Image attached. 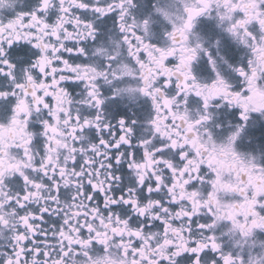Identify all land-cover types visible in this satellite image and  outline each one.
<instances>
[{"label":"snow or ice","instance_id":"snow-or-ice-1","mask_svg":"<svg viewBox=\"0 0 264 264\" xmlns=\"http://www.w3.org/2000/svg\"><path fill=\"white\" fill-rule=\"evenodd\" d=\"M0 213V264H246L222 238L264 233V0H0Z\"/></svg>","mask_w":264,"mask_h":264},{"label":"clouds","instance_id":"clouds-1","mask_svg":"<svg viewBox=\"0 0 264 264\" xmlns=\"http://www.w3.org/2000/svg\"><path fill=\"white\" fill-rule=\"evenodd\" d=\"M180 2L181 0H152V5L159 6L162 4H176ZM23 3H24V0H17L18 7L23 5ZM90 58L94 61L100 59L98 57H90ZM102 87H103V84H102ZM120 100L121 98L118 97L117 101L119 102ZM81 140L83 144H89L91 142V136L82 134ZM69 143L71 142L69 141ZM69 157H70V153H69ZM0 214H4V213H0ZM8 218L10 220V223L7 227L0 225V249H3L4 247L11 249L14 245V236L16 232L15 224H17L18 221H13L11 217H8ZM9 241H11V243H9ZM253 241L255 243V246H252ZM222 242L227 243L229 249L234 250L237 253V255H242L246 261V264L249 258H256V257L264 256V247L261 246L262 244H264V233H257L253 237V240H250L248 242V245L241 249H233V246L231 245V243L228 241H223V238H222ZM0 252H3V251H0Z\"/></svg>","mask_w":264,"mask_h":264},{"label":"flooded vegetation","instance_id":"flooded-vegetation-1","mask_svg":"<svg viewBox=\"0 0 264 264\" xmlns=\"http://www.w3.org/2000/svg\"><path fill=\"white\" fill-rule=\"evenodd\" d=\"M140 2L144 5H150L152 3V0H140ZM18 6V4H17ZM206 24V22L202 21V26ZM24 47H30L28 45H24ZM19 50V49H17ZM23 55V53H22ZM69 83H73V82H69ZM73 87L76 89V92H74V95L77 94L80 91V88L73 84ZM72 89H70L71 91ZM106 94H108L106 92ZM129 108L132 109V111H136V108L134 107V105L132 103H130L127 98H123L121 99L119 102L115 101V102H106L105 105V114L109 117L112 118L113 120L118 119L120 115H131V113L129 112ZM237 112L238 110H231L230 113H226L225 115L227 117H230L231 119L235 120L238 118L237 116ZM139 115V113H138ZM35 119V117H34ZM94 133H91L90 136H93ZM15 151V150H13ZM117 174L121 175V184L122 186H126L128 184H130L133 180V177L131 176V174L129 173V171L126 168V165L121 166L117 169ZM65 192L67 191V189L64 190ZM9 243H11V241H9ZM8 250L7 247H4L3 249H0V251H6Z\"/></svg>","mask_w":264,"mask_h":264}]
</instances>
